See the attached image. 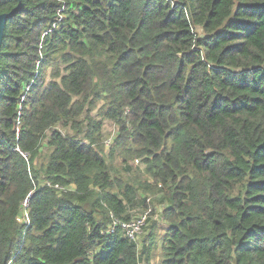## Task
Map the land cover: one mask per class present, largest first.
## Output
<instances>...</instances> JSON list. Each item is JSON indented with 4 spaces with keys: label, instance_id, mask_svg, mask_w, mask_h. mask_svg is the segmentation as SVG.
<instances>
[{
    "label": "trees",
    "instance_id": "obj_1",
    "mask_svg": "<svg viewBox=\"0 0 264 264\" xmlns=\"http://www.w3.org/2000/svg\"><path fill=\"white\" fill-rule=\"evenodd\" d=\"M63 1L0 0V264H264V0Z\"/></svg>",
    "mask_w": 264,
    "mask_h": 264
},
{
    "label": "built area",
    "instance_id": "obj_2",
    "mask_svg": "<svg viewBox=\"0 0 264 264\" xmlns=\"http://www.w3.org/2000/svg\"><path fill=\"white\" fill-rule=\"evenodd\" d=\"M65 6H66L65 2L63 0H59V6L56 9V16H55L54 21L52 22L51 27H46L42 30V33L40 36V42L38 44V47L40 49H42V39L44 38V36L47 35L51 31V29L53 27H55L60 22V20L62 19ZM42 58L43 57L40 54L39 60H37V62H36V69L39 67ZM36 76H37V73L34 77H36ZM29 87H30V84H25L24 93L21 95V98H20V102H19L20 105H19V108L17 111L16 120H15L16 132H18L19 125L21 124V119H20L21 111H22L21 103H23V101L25 99V95H26L27 91L29 90ZM20 153L23 156L26 155L22 151H20ZM58 188L64 189L61 186H59ZM26 205H27V198L24 200V206H26ZM151 211H152V208L148 207L147 209H145L143 211V213H141L140 215H138L135 218H132L128 221H125L124 223H121L120 219L111 215L110 217L112 220L108 224V227L106 228L105 231L107 233H113L119 227L121 229V231L123 232L124 236H126L127 238H129L131 240H135L136 237L142 232L143 226L147 223V220L150 218V212ZM23 217H24L25 222L27 223L29 220L27 218V213L25 211L23 212V216L21 218H19L20 222H21Z\"/></svg>",
    "mask_w": 264,
    "mask_h": 264
},
{
    "label": "rangeland",
    "instance_id": "obj_3",
    "mask_svg": "<svg viewBox=\"0 0 264 264\" xmlns=\"http://www.w3.org/2000/svg\"><path fill=\"white\" fill-rule=\"evenodd\" d=\"M48 77H49V69L46 72L45 79L48 80ZM103 124H104L103 128H102L103 137H102V143L101 144H103L104 149L108 150L109 147H111L114 138L117 136L118 127L116 126V124L114 122L109 121V120H105V122ZM62 131L64 133H69V134L73 133V130L70 127L63 129ZM43 149L45 150L46 147L44 146ZM119 160L120 159L117 158V159H115V162H114V164H116L117 168H121V165L118 163ZM133 163H134V165H140L141 166L140 160L137 158L133 161ZM113 173L120 175V173L117 171L116 168L113 170ZM123 174H124V172H123ZM161 208H162L161 205H157V206L153 207L154 210H153L152 214L150 213L151 214L150 220L148 223H146L143 226L142 232L135 239L136 242H138L140 244L141 240L144 238V236L151 230V227H155V228L159 227V229L157 231L159 236L156 239V243L158 246L160 245V240H159V237L161 236L160 230L162 228H165L163 222L159 218ZM144 209L145 208H143V210ZM143 210L138 209V208L131 210L130 211L131 217L128 220L137 217L140 214V212H142ZM111 215H113V214L110 213V216ZM128 220H125V221H128ZM21 221L25 222L24 217L22 218ZM154 222H156L159 226H151ZM155 251L159 252V249H156ZM154 262H156L155 259L151 261V264H154Z\"/></svg>",
    "mask_w": 264,
    "mask_h": 264
},
{
    "label": "water",
    "instance_id": "obj_4",
    "mask_svg": "<svg viewBox=\"0 0 264 264\" xmlns=\"http://www.w3.org/2000/svg\"><path fill=\"white\" fill-rule=\"evenodd\" d=\"M11 14H12V11L9 12V13H2V14H0V46H1V42H2V36H3L5 19H6L7 16H9Z\"/></svg>",
    "mask_w": 264,
    "mask_h": 264
},
{
    "label": "bare ground",
    "instance_id": "obj_5",
    "mask_svg": "<svg viewBox=\"0 0 264 264\" xmlns=\"http://www.w3.org/2000/svg\"><path fill=\"white\" fill-rule=\"evenodd\" d=\"M142 213H143V212H142ZM139 215H140V214H139ZM120 222H121V223H124L125 221H121V220H120Z\"/></svg>",
    "mask_w": 264,
    "mask_h": 264
}]
</instances>
